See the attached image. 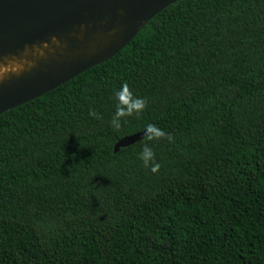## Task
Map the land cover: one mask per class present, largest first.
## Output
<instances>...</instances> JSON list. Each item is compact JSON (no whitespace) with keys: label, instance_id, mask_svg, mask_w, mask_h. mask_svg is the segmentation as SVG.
Returning <instances> with one entry per match:
<instances>
[{"label":"trees","instance_id":"1","mask_svg":"<svg viewBox=\"0 0 264 264\" xmlns=\"http://www.w3.org/2000/svg\"><path fill=\"white\" fill-rule=\"evenodd\" d=\"M122 82L147 104L117 129ZM148 123L172 139L114 151ZM0 264H264V0H176L0 113Z\"/></svg>","mask_w":264,"mask_h":264},{"label":"water","instance_id":"2","mask_svg":"<svg viewBox=\"0 0 264 264\" xmlns=\"http://www.w3.org/2000/svg\"><path fill=\"white\" fill-rule=\"evenodd\" d=\"M176 0H0V56L21 54L29 45L56 36L69 40L72 32L86 26L88 34L99 32L110 38L100 50L85 57L58 64L52 60L28 72L0 82V113L54 89L122 49L157 12ZM119 35V37H118ZM76 36V35H75ZM114 36L115 40H112ZM113 38V39H114ZM112 40V41H111ZM138 131L125 135L114 144V151L140 139Z\"/></svg>","mask_w":264,"mask_h":264},{"label":"bare ground","instance_id":"3","mask_svg":"<svg viewBox=\"0 0 264 264\" xmlns=\"http://www.w3.org/2000/svg\"><path fill=\"white\" fill-rule=\"evenodd\" d=\"M85 27L76 28L72 32L71 37H75L72 38V43L79 44L78 47H72L69 44L70 39L59 41L56 36H52L44 41L29 45L24 51L22 50L21 54L15 52L14 54L0 56V82L16 77L23 72H28L36 66H45L49 60L58 64L62 61H72L85 57L100 50L104 42L110 39L105 38L99 32H96L97 34L90 32L88 34L90 39L82 43L80 34L88 31ZM113 38L114 36L112 37L114 41L115 38ZM108 43L111 42H106L105 44L107 45Z\"/></svg>","mask_w":264,"mask_h":264},{"label":"clouds","instance_id":"4","mask_svg":"<svg viewBox=\"0 0 264 264\" xmlns=\"http://www.w3.org/2000/svg\"><path fill=\"white\" fill-rule=\"evenodd\" d=\"M114 95L117 103L109 123L111 126L118 129L121 127V118L132 114L140 115L146 107L147 100L145 97L135 94L127 82H122L120 88L115 90ZM89 115L96 116V110L90 108ZM144 132L148 135L149 139L164 136H166L169 140L172 139V134L170 132H165L155 123H148L145 126ZM139 156L144 165L146 167H150L152 172H156L159 169L160 164L156 161L154 151L150 145H143Z\"/></svg>","mask_w":264,"mask_h":264}]
</instances>
